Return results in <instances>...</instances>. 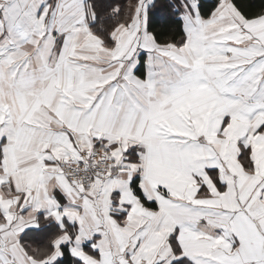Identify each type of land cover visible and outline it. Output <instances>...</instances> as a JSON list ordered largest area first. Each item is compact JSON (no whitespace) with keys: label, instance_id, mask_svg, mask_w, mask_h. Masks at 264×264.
Wrapping results in <instances>:
<instances>
[{"label":"snow or ice","instance_id":"1","mask_svg":"<svg viewBox=\"0 0 264 264\" xmlns=\"http://www.w3.org/2000/svg\"><path fill=\"white\" fill-rule=\"evenodd\" d=\"M0 0V264H264V3Z\"/></svg>","mask_w":264,"mask_h":264},{"label":"trees","instance_id":"2","mask_svg":"<svg viewBox=\"0 0 264 264\" xmlns=\"http://www.w3.org/2000/svg\"><path fill=\"white\" fill-rule=\"evenodd\" d=\"M127 0H120V3L124 4ZM244 2L252 7L253 10L259 9L264 0H244ZM166 0H158V5L152 10L150 16V23L153 26V30L158 34L163 33V38L175 37L179 39V29L177 25L172 23L170 9L166 8L164 5Z\"/></svg>","mask_w":264,"mask_h":264}]
</instances>
